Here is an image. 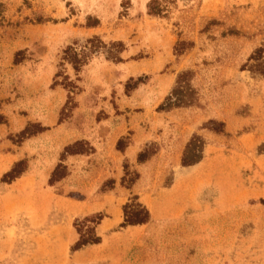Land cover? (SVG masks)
<instances>
[{"label":"rangeland","instance_id":"obj_1","mask_svg":"<svg viewBox=\"0 0 264 264\" xmlns=\"http://www.w3.org/2000/svg\"><path fill=\"white\" fill-rule=\"evenodd\" d=\"M122 126L151 224L78 255L104 214L64 240L69 217L4 175L55 164L54 184ZM0 264H264V0H0Z\"/></svg>","mask_w":264,"mask_h":264},{"label":"crops","instance_id":"obj_2","mask_svg":"<svg viewBox=\"0 0 264 264\" xmlns=\"http://www.w3.org/2000/svg\"><path fill=\"white\" fill-rule=\"evenodd\" d=\"M104 125H107V123ZM131 129L132 127L122 126L117 130L110 131L105 137H93L91 142L95 148V153L68 156L66 160L69 166L68 175L54 184L50 185L49 181L55 164L43 170L30 165L28 171L22 177L7 185V189L13 193L20 191V194H26L27 197L29 193L35 194L37 202L41 201L46 208L62 212L63 216H68V225L73 224L72 221L79 217L98 213L104 214V219L96 228L98 236L102 238L101 244L84 249L88 250L101 246L107 234L123 223L124 206L131 197L139 195L136 186L126 188L123 186L122 179L124 178L125 161H128L130 165L135 164L143 145L137 142L136 136L126 150L117 149L121 137ZM60 130L61 127L53 129L54 133H58ZM37 179H39L38 183ZM109 180L113 181L112 187L103 189L104 184ZM73 190L82 193L83 198L76 200L67 196L66 191L71 192ZM140 200L145 205L150 201V199H144L142 195ZM42 217H45L44 213ZM148 224H151V219ZM72 226L73 231L69 229V236L64 237V240L74 241L77 239L74 224ZM137 227L139 226L128 227L125 230ZM84 249L74 253L79 255V253L86 251ZM82 255L80 254V258L84 257Z\"/></svg>","mask_w":264,"mask_h":264},{"label":"trees","instance_id":"obj_3","mask_svg":"<svg viewBox=\"0 0 264 264\" xmlns=\"http://www.w3.org/2000/svg\"><path fill=\"white\" fill-rule=\"evenodd\" d=\"M155 2L157 1H152L151 5H153ZM150 5V10L152 11L153 8ZM120 143V142H119ZM121 150V148H119ZM66 153L70 154V155H75L73 153H69V150H66ZM148 159L144 157V155L140 154L139 155V163H144L146 162ZM182 165L184 167L186 166H190L191 163H187L185 160L183 161ZM26 172V169H21V170H17V169H13L10 173H7L4 175L3 178V182H6L8 184H11L12 182H14L16 179L20 178L22 176L23 173ZM67 175L60 177L59 179L55 180V182H58L60 180H62L63 178H65ZM133 200H135L136 205H132V204H126L124 206V220L123 223L119 226L120 229H126L128 227H134V226H142V225H146L150 222V212L149 210L139 204L138 198L135 196L133 197ZM132 200V202H133ZM104 219L103 215H97L95 217L94 223L95 226L97 227L101 221ZM102 242V238L100 236L97 235V233L95 232L94 235L88 236L85 238V236H82L80 234V239L79 241L72 247V252H77L79 250H82L88 246H94V245H99Z\"/></svg>","mask_w":264,"mask_h":264}]
</instances>
